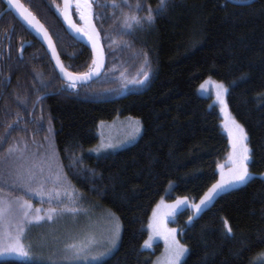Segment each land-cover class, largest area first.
I'll return each instance as SVG.
<instances>
[{
    "label": "trees",
    "instance_id": "1",
    "mask_svg": "<svg viewBox=\"0 0 264 264\" xmlns=\"http://www.w3.org/2000/svg\"><path fill=\"white\" fill-rule=\"evenodd\" d=\"M22 1L48 28L64 65L88 71L92 53L67 33L57 5ZM92 2L107 55L96 81L74 87L64 82L35 39L23 61L0 59V208L27 201L35 215L41 204H53L49 194L59 192L53 205L64 210L67 192L78 197V209L92 205L121 222L116 251L93 264H151L160 244L154 250L144 244L153 208L166 196L186 202L177 214L188 250L181 264H264V0H168L159 13L160 0H127L130 7L122 0ZM113 2L121 7L114 9ZM149 9L151 23L145 19ZM133 15L141 23L126 28L124 17ZM74 17L82 24L76 9ZM9 27L5 16L4 56ZM26 38L32 36L19 21L15 46ZM208 78L228 87L229 107L248 135L252 176L187 223L193 202L219 182L230 150L216 105L198 91ZM116 119L138 120L139 138L103 155L91 151L100 126ZM6 214L0 217V264H48L14 256L21 252L2 253L9 236L18 235L21 254L35 259L22 241L33 223L13 222Z\"/></svg>",
    "mask_w": 264,
    "mask_h": 264
},
{
    "label": "rangeland",
    "instance_id": "2",
    "mask_svg": "<svg viewBox=\"0 0 264 264\" xmlns=\"http://www.w3.org/2000/svg\"><path fill=\"white\" fill-rule=\"evenodd\" d=\"M217 85H223L224 89H227V91L222 92L217 87ZM198 91L200 95L204 97H210L212 103L216 105L221 117L222 129L229 139L230 150L226 158V167L221 170L219 181L221 180L222 175L224 176L225 180H227L229 178V169L231 167V164L229 162V155L232 153V143L229 135V130L231 129L233 133L235 132V130L232 128L231 121L235 120L237 124H239L241 127L243 126L236 120V118L232 114L227 100L228 87L222 81L208 78L199 86ZM218 92L220 93L219 98ZM137 122L139 121L135 119H116L114 121L104 123L99 128V143L91 151L99 155H103L131 145L139 138L142 132V126L140 122L138 124V133L135 131V129L137 128ZM108 145H112V147H109ZM250 173L252 176V172ZM260 176L264 178V172H262ZM240 186L242 185L236 184L229 189L238 188ZM229 189H227L226 191H228ZM55 200L58 199H53L51 203L54 204ZM201 200L193 202L192 211L189 215L187 223H191L196 217L201 214L204 209H206L213 202L212 200L208 204L201 206L200 211L197 212L193 205L199 204ZM176 201L177 200L175 198H167L166 196H164L153 208L149 222V237L146 241L151 246L145 247L144 244V248L147 250H154L156 245L160 244L161 251L155 255L151 264H165L169 247V245L165 242L163 236L158 234L157 231L150 227V225L152 224L162 223L167 229H175L176 240L180 245L187 249V247L181 241V234L183 229L181 228V224L178 222L177 218V214L179 211H181L182 207L179 206L178 209H170L169 207H167L169 205H175ZM68 202H71L69 206L67 205ZM79 202L80 201L78 200V197H76L75 199L71 194H64V210L60 209L58 206H54L53 204H41L39 206L42 210L41 212H46V214L40 215L46 216L49 209L55 208L57 209L58 215L60 213L58 211H64V217L57 218L58 215H54L52 220L45 219L43 221H40L39 223L33 222V227L26 228V234H24V236H26L25 238L23 237L24 239L22 241H26L28 246L26 248L28 251L34 253L35 259L26 258V256L22 255L21 253L14 254V256L21 260L40 261L48 264H93L100 262L112 255L116 251L120 240V220L116 216L109 213L110 211H98L100 209L96 208L98 210H95V207H92V205H89L88 207H86V209H78ZM0 203H3L2 199ZM9 205H11V211H7ZM7 209L5 211V214L8 213L10 215L9 218L6 214V217L9 220H12L13 222H23L22 216L20 215L18 210V203L13 204V202H8ZM70 209L75 211H69ZM154 213H156L155 217ZM65 218H68V220L72 221V223L69 225L65 224L64 222L67 221ZM117 224L119 225V236L115 240V243L112 244L110 243V239L112 236V231ZM4 230H7V228ZM86 236H92L95 238V241H97L95 245L96 251L93 253V255L99 256L98 260H91L88 257L74 259L70 255H65L64 248L67 244L79 241ZM4 238L7 239V236H5ZM4 250L5 251L2 253H9L8 250ZM36 252H38L39 254H37ZM100 253L106 254L100 255ZM186 255L187 252L181 258L180 264L184 261ZM260 259L262 262H264V256L261 255Z\"/></svg>",
    "mask_w": 264,
    "mask_h": 264
},
{
    "label": "snow or ice",
    "instance_id": "3",
    "mask_svg": "<svg viewBox=\"0 0 264 264\" xmlns=\"http://www.w3.org/2000/svg\"><path fill=\"white\" fill-rule=\"evenodd\" d=\"M123 4L125 6L130 7V5L127 4V0H122ZM8 3L12 6H14L20 15V17L30 26L35 28L37 32H43V35L45 38L49 39L47 31L44 30L43 25L39 23V21L32 15L30 11H28L26 8H24L23 4L20 2V0H8ZM75 6V9L79 15L80 20L85 22L86 26H90L91 24V16H92V8H93V2L92 0H63V11L62 15L65 19V21L68 23L69 27L74 30L77 34L83 33L85 35H88L89 40L93 39L94 35H98L95 33V29L93 27L92 33L89 34L87 27H78L71 19V8ZM168 6V0H160L159 7L157 9V13L163 12ZM111 7L119 8L121 5L116 4L113 2L111 4ZM137 10L141 9V5H136ZM57 10L59 11V5H57ZM148 23H151L153 21V16L151 14V9H149V15L145 18ZM141 23V20L137 16H125L124 17V25L126 28L131 29L133 26L138 25ZM54 51V49H53ZM95 63V61L93 62ZM61 71H65L64 68L61 66ZM69 79H81V77H73L71 73H66ZM88 78V77H84ZM145 80L148 79L147 75L144 77ZM138 83H143V81H138ZM72 87L75 85L72 84ZM217 87L222 91L226 92L227 89H224L223 85H217ZM220 97V93L218 92V98ZM139 122H137V128L135 131L138 133ZM232 128L235 130L233 131L229 130V135L232 143V153L229 155V162L231 164V167L229 169V178L225 180L224 176H221V180L214 184L211 189H209L208 193L205 194L204 198L200 201L199 204L193 205V207L196 209L197 212L200 211L201 206L208 204L210 201H212L216 196L220 195L227 189L231 188L233 185L239 184V185H245L249 182L251 179V173L249 172L248 164L251 159L250 155V149L248 147L247 141H248V135L239 124L235 122V120L231 121ZM50 131V129H49ZM134 138V137H133ZM109 147H112V145H108ZM15 151L14 148L9 149V153H12ZM55 156V153L53 152V157ZM38 195L40 193H37ZM65 195H67V192H65ZM60 193L56 192L54 195L49 194V202H51L56 197H59ZM186 203L185 201L178 200L175 205H169L170 209H178L181 204ZM18 210L20 215L23 219V224H32L33 222L39 223L40 221H43L45 219L52 220L54 215H58L57 209L52 208L48 210V214L46 216L40 215L41 209H35V215H32L33 209L30 204H28L27 201H24L23 203H18ZM4 208H0V217H3L5 213ZM7 211H11V205H9ZM69 211H75V210H69ZM156 216V213H154V217ZM23 224L19 225L17 228V233H22L24 231ZM151 228H153L155 231H157L158 234L162 235L165 242L169 245L168 247V255L165 260V264H180L181 258L184 256V254L188 251L186 248H184L182 245L179 244V242L175 238V229H167L162 223H155L150 225ZM228 234H232V230L229 227L227 230ZM119 236V225L117 224L115 228L112 231V236L110 239V243L114 244L115 240ZM97 241H95V238L92 236H86L85 238L69 243L64 248V253L66 256H71L74 259H80L84 257H88L91 260H98L99 256L93 255V253L96 251L95 245ZM151 245L148 244V242H145V247H150ZM6 250L11 252H21L23 253V246L19 240V236L12 237L9 236V243L5 245ZM106 253H100V255H104ZM264 256V254H262Z\"/></svg>",
    "mask_w": 264,
    "mask_h": 264
},
{
    "label": "water",
    "instance_id": "4",
    "mask_svg": "<svg viewBox=\"0 0 264 264\" xmlns=\"http://www.w3.org/2000/svg\"><path fill=\"white\" fill-rule=\"evenodd\" d=\"M62 2H63V0H62ZM6 3H7L8 8L4 11V13H2V16L8 11H12L13 13H15L17 18L21 21V23L37 38V40L47 50L56 71L58 72V74L60 75L61 79L64 82L69 83V84H74V85H88V84H91L93 81H96L97 79H99L102 76V74L106 68V65H107V55H106L105 48L101 42L98 28H97L92 16H91L90 26H86L84 21H82V25H78V23L76 22V20L74 18L73 7L71 8V19L78 27H82V28L87 27L89 34L92 33V29L94 27L95 33L98 34V35H94L92 40H89L88 35H85L83 33L77 34L74 30H72L69 27L68 23L65 21L63 15H62L63 8L61 11L62 21H63L64 27H65L66 31L68 32V34L72 38H74L77 42H79V43L83 44L85 47H87L92 53L93 62L95 61V63L92 62V66L88 71H86L84 73H75V72L70 71L64 65V63L60 57V54L58 52L55 41H54L53 37L51 36L50 32L48 31V29L43 25V23L27 7H25L24 4L21 2L23 4L24 8H26L28 11H30L32 13V15L39 21V23L41 25H43L44 30L47 31L48 37H50V41H49V39L44 37L43 32H37L35 30V28H33L32 26L27 24L20 17L16 8L8 3V0ZM53 49H54V51H53ZM61 66L64 68L65 71H61ZM66 73H71L73 77H81V79H74V80L69 79L68 76L66 75ZM84 77H88V78H84Z\"/></svg>",
    "mask_w": 264,
    "mask_h": 264
},
{
    "label": "flooded vegetation",
    "instance_id": "5",
    "mask_svg": "<svg viewBox=\"0 0 264 264\" xmlns=\"http://www.w3.org/2000/svg\"><path fill=\"white\" fill-rule=\"evenodd\" d=\"M23 4L24 2L22 0H20ZM7 0H0V31L1 33L3 32V30L1 29V22L4 19V17H7V22L9 24V40H8V44H7V49H6V56H4L3 52L0 51V59L2 60V62L4 63L5 61H7V63H18V60L23 61L25 58V53H26V49L28 47H31L33 45L34 39L37 40V38L30 32L32 38L29 39H25L23 40V43L20 44V46H15V39L17 38V36L19 35V19L17 18V16L15 15V13H13L12 11H8L6 12L3 16L2 13H4V11L8 8L7 6ZM48 3H55L56 5H59L60 8V12L61 9L63 7V2L62 0H48ZM25 7H27L24 4ZM28 8V7H27ZM29 9V8H28ZM75 9V6L73 5V10ZM30 10V9H29ZM31 11V10H30ZM32 12V11H31ZM33 13V12H32ZM34 14V13H33ZM35 15V14H34ZM36 16V15H35ZM37 17V16H36ZM38 18V17H37ZM39 19V18H38ZM62 19V17H61ZM40 20V19H39ZM41 21V20H40ZM42 22V21H41ZM43 23V22H42ZM44 25V23H43ZM64 25V24H63ZM45 26V25H44ZM46 27V26H45ZM47 28V27H46ZM48 29V28H47ZM49 31V30H48ZM52 36V35H51ZM13 37V38H12ZM56 44V43H55ZM82 45V44H81ZM43 46V45H42ZM44 47V46H43ZM58 49V48H57ZM47 51V50H46ZM59 52V51H58ZM3 76H5L4 72H3V68H0V82L1 80H3ZM8 79V83H10V77H7Z\"/></svg>",
    "mask_w": 264,
    "mask_h": 264
},
{
    "label": "bare ground",
    "instance_id": "6",
    "mask_svg": "<svg viewBox=\"0 0 264 264\" xmlns=\"http://www.w3.org/2000/svg\"><path fill=\"white\" fill-rule=\"evenodd\" d=\"M62 8H63V7H62ZM61 11H62V9H61ZM40 99H41V98H40ZM40 99H39V100H40Z\"/></svg>",
    "mask_w": 264,
    "mask_h": 264
}]
</instances>
